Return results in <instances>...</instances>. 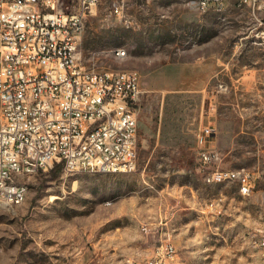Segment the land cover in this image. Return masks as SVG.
I'll use <instances>...</instances> for the list:
<instances>
[{"label": "rangeland", "instance_id": "1", "mask_svg": "<svg viewBox=\"0 0 264 264\" xmlns=\"http://www.w3.org/2000/svg\"><path fill=\"white\" fill-rule=\"evenodd\" d=\"M61 1L69 11L78 2ZM111 4L88 13L81 62L138 72V167L65 174L56 163L26 177L21 204L0 201V264H145L163 227L176 264H264V25L237 4L127 0L122 16ZM207 125L218 155L205 166ZM230 168L252 173L250 194L206 180Z\"/></svg>", "mask_w": 264, "mask_h": 264}, {"label": "built area", "instance_id": "2", "mask_svg": "<svg viewBox=\"0 0 264 264\" xmlns=\"http://www.w3.org/2000/svg\"><path fill=\"white\" fill-rule=\"evenodd\" d=\"M101 0H78L66 10L61 0H0V201L17 205L26 198L25 178L54 164L65 174L132 172L139 162L138 106L141 81L134 70L87 69L80 40L88 13ZM127 0H111L124 14ZM203 11L247 7L257 25L264 0H191ZM264 33V32H263ZM121 55L125 52H120ZM199 159H217L213 126L200 130ZM208 182L231 181L248 195L255 186L245 168L213 170ZM216 201L208 207L220 212ZM167 215L161 217L164 226ZM145 232L150 225L144 223ZM163 227L160 242L145 264H173L176 245ZM163 234L165 236H163ZM264 243V242H263Z\"/></svg>", "mask_w": 264, "mask_h": 264}, {"label": "bare ground", "instance_id": "3", "mask_svg": "<svg viewBox=\"0 0 264 264\" xmlns=\"http://www.w3.org/2000/svg\"><path fill=\"white\" fill-rule=\"evenodd\" d=\"M24 200H25V198H18L17 199V205L21 204Z\"/></svg>", "mask_w": 264, "mask_h": 264}, {"label": "trees", "instance_id": "4", "mask_svg": "<svg viewBox=\"0 0 264 264\" xmlns=\"http://www.w3.org/2000/svg\"><path fill=\"white\" fill-rule=\"evenodd\" d=\"M57 169H58V173H59V171L61 170V165H60V167H58Z\"/></svg>", "mask_w": 264, "mask_h": 264}, {"label": "crops", "instance_id": "5", "mask_svg": "<svg viewBox=\"0 0 264 264\" xmlns=\"http://www.w3.org/2000/svg\"><path fill=\"white\" fill-rule=\"evenodd\" d=\"M173 264H176V262H173Z\"/></svg>", "mask_w": 264, "mask_h": 264}]
</instances>
